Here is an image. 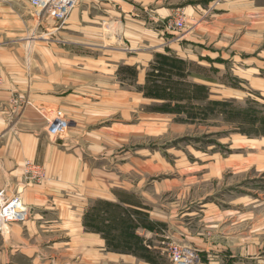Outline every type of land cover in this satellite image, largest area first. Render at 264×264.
Instances as JSON below:
<instances>
[{
  "label": "rangeland",
  "instance_id": "obj_1",
  "mask_svg": "<svg viewBox=\"0 0 264 264\" xmlns=\"http://www.w3.org/2000/svg\"><path fill=\"white\" fill-rule=\"evenodd\" d=\"M237 1L250 0H113L114 13L123 12L121 2H125L132 8L130 20L138 25L132 26L131 34L104 23L101 36L96 41L90 40L98 46L91 53L94 60L91 69L90 65L82 68L85 69L83 84L92 85L96 94L93 96L103 94L114 99L105 104L106 111L99 113L105 119L101 117L93 128L108 125L112 130L114 127L111 132L117 138L109 165L107 159L101 158L103 152L91 153L101 154L100 165H106L104 168L113 171L117 179L125 180L126 183L117 184L106 177L108 186L115 184V194L120 198L117 201L123 203L121 198L130 197L128 200L146 209L149 217L152 214L160 219L153 231L139 229L158 259L155 263L131 252L112 249L100 232L86 227L83 215L87 231L96 233L102 240L95 244L100 255L97 264H137L129 260L130 255L147 263L181 264L175 258L178 254L184 258L183 264H264V135L251 132L243 122L227 120L219 111L221 108L212 111L207 106L209 100L218 99L234 101L235 107L252 104L264 111V94L253 82L231 73L227 82L212 85L213 99L160 101L148 84L144 87L140 80L145 69L150 68L149 78L157 72L155 68L162 59L156 48L171 51L179 44L185 48L196 45L194 40L186 38L207 30L205 21L226 22L223 32L250 31L256 19L254 13L264 12V0H255L256 8L237 6ZM74 8L60 22L46 17L39 19L40 40L75 44L70 38L49 34L52 30L49 27L57 31V27L69 20ZM177 19L184 21L182 29L172 28ZM52 21L56 22L55 26ZM140 26L163 36L158 47L155 43L159 36L139 38L135 32ZM254 56L264 61V56L257 53ZM154 77L159 78L158 82L177 80L176 75L173 78L165 75V80L161 73ZM224 85L239 89L240 98L228 97ZM141 89L144 98L138 92ZM127 124L133 131L130 140L127 129H122ZM145 163L147 167H143ZM124 187L132 192H125ZM97 199L103 197L90 198L86 207ZM124 204L128 206L129 202ZM87 249L84 247L81 254L79 248V264H88L85 263Z\"/></svg>",
  "mask_w": 264,
  "mask_h": 264
},
{
  "label": "crops",
  "instance_id": "obj_2",
  "mask_svg": "<svg viewBox=\"0 0 264 264\" xmlns=\"http://www.w3.org/2000/svg\"><path fill=\"white\" fill-rule=\"evenodd\" d=\"M77 1L69 20L57 27L59 30L49 27L52 29L50 35L59 34L75 42L68 44L67 41L51 42L47 38L40 40L41 20L30 0H0V71L3 75L0 85V190L12 194L24 183L22 165L27 159L43 164L46 171L41 182L31 183L24 189L29 217L23 222L11 223L8 230L0 234V264H79V248L84 254V247L88 248L85 263L97 264L100 255L95 244L102 240L96 233L87 231L83 224L88 200L95 197L120 199L115 194L114 182L108 186L106 177L116 180L117 184L126 183L104 168L106 165H100L101 154L94 156L91 153L103 152L101 158L110 164V153L117 139L112 133L114 127L111 130L108 125L101 128H93V125L100 123L102 116L99 113L106 111L105 104L114 99L103 94L93 96L96 94L92 85L83 84L85 69L82 68L90 65L91 69L94 61L91 53L98 43L90 40L101 36V25H113L132 34V26L138 24L130 20L132 8L125 2H121L123 12L115 14L113 0ZM236 5L257 6L255 0L237 1ZM254 16L256 19L251 23L250 31L242 34L223 32L226 22L222 20L219 23H216L218 20L205 21L206 25H203L208 29L200 32L202 35L186 38L194 40L196 45L185 48L179 44L171 51L158 47V41L164 39L159 32H148L140 26L135 33L141 40L149 36L160 37L155 43L158 54L175 62L181 61L182 71L176 68L171 75L172 78L176 75L175 82H185L191 95L194 84L203 85L209 91L207 99H213L212 85L227 82L231 73L253 82L264 94V61L254 56L256 53L264 56V48L260 49L264 39V12H256ZM52 22L55 26L56 22ZM245 54L249 56L244 57ZM147 56L151 59L152 55ZM152 61L150 65H153ZM149 70L145 69V75L140 79L144 87L149 82ZM224 86L228 97L240 98L239 89ZM138 92L144 98L142 89ZM42 105L65 111L71 122L66 136L58 138L48 133ZM122 129H127L130 140L132 126L127 124ZM143 167H147L146 163ZM124 189L132 192L131 188ZM150 217L154 221L160 220L152 214ZM127 257L137 264H155L134 255Z\"/></svg>",
  "mask_w": 264,
  "mask_h": 264
},
{
  "label": "trees",
  "instance_id": "obj_3",
  "mask_svg": "<svg viewBox=\"0 0 264 264\" xmlns=\"http://www.w3.org/2000/svg\"><path fill=\"white\" fill-rule=\"evenodd\" d=\"M161 63L156 66L153 75L150 76L148 86L155 97L166 101L183 102L184 99L198 100L208 98V89L203 85L194 84L193 94L188 97L185 82H172L165 79L173 74L174 69L182 71L181 61L160 57ZM156 72V73H155ZM165 82H158L160 76ZM163 74V75H162ZM186 101V100H185ZM234 101L209 100L208 108L214 111L217 107L224 113L227 120L243 122L250 127L255 134L264 135V111L257 110L255 105L246 107H235ZM122 199L112 201L108 199H97L89 204L84 213V224L89 229L100 232L106 239L109 247L115 250L127 251L137 254L151 262L158 263L156 255L148 246L146 239L140 234L139 229L155 230L157 221L151 220L146 210L138 208L132 200ZM125 202H129L126 206Z\"/></svg>",
  "mask_w": 264,
  "mask_h": 264
},
{
  "label": "built area",
  "instance_id": "obj_4",
  "mask_svg": "<svg viewBox=\"0 0 264 264\" xmlns=\"http://www.w3.org/2000/svg\"><path fill=\"white\" fill-rule=\"evenodd\" d=\"M35 13L40 19L52 18L55 21H63L77 5V0H30ZM173 29H182L184 21L177 19L171 24ZM3 82V75L0 71V85ZM42 112L47 115L48 133L51 136L62 138L70 127V121L62 108H47L41 106ZM24 183L17 187V190L8 194L0 190V234H4L11 223L23 222L29 217V209L23 198L24 189L31 183L41 182L45 178L46 171L43 164L27 159L23 166ZM177 262L183 264L184 258L180 254L175 257Z\"/></svg>",
  "mask_w": 264,
  "mask_h": 264
}]
</instances>
